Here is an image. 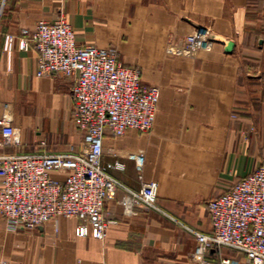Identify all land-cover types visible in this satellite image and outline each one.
I'll return each instance as SVG.
<instances>
[{
  "label": "crops",
  "instance_id": "1",
  "mask_svg": "<svg viewBox=\"0 0 264 264\" xmlns=\"http://www.w3.org/2000/svg\"><path fill=\"white\" fill-rule=\"evenodd\" d=\"M60 17L80 44L115 48L160 88L152 131L108 136L102 158L123 165L109 172L130 189L157 183L158 209L125 215L119 189L106 202L101 240L77 238L76 219L24 230L0 214V264H248L228 248L203 263L193 255L195 233L211 232L207 203L264 159V0H0V118H14L26 152L81 149L72 80L37 77L38 53L19 48L23 29ZM200 29L213 40L183 49ZM221 40L235 44L232 53ZM9 151L0 131V155ZM131 155L144 157L141 170Z\"/></svg>",
  "mask_w": 264,
  "mask_h": 264
},
{
  "label": "built area",
  "instance_id": "2",
  "mask_svg": "<svg viewBox=\"0 0 264 264\" xmlns=\"http://www.w3.org/2000/svg\"><path fill=\"white\" fill-rule=\"evenodd\" d=\"M213 40L200 29L180 46L187 51L206 47ZM22 51L38 53L39 78L60 74L73 82V120L83 139L77 153L26 152L21 131L11 115L0 118L3 145L11 151L0 155V214L14 229L34 230L58 218L76 219L77 238L104 239L110 221L105 217L108 199L123 190L125 215L137 207L158 209L157 183L133 190L112 176L118 163L103 165L104 141L128 131H152L161 91L144 84L141 70L125 65L115 48H98L77 41L64 17L41 21L18 37ZM42 145H45L43 142ZM139 170L144 157L131 155ZM65 174L64 180L52 177ZM210 233H195L193 260L221 248L243 255L248 264H264V159L233 186L207 203ZM206 264V263H204ZM218 264H232L224 259Z\"/></svg>",
  "mask_w": 264,
  "mask_h": 264
},
{
  "label": "water",
  "instance_id": "3",
  "mask_svg": "<svg viewBox=\"0 0 264 264\" xmlns=\"http://www.w3.org/2000/svg\"><path fill=\"white\" fill-rule=\"evenodd\" d=\"M221 42H223L225 44V46H226V52L227 53H232L235 44L233 42H231V41L221 40Z\"/></svg>",
  "mask_w": 264,
  "mask_h": 264
},
{
  "label": "rangeland",
  "instance_id": "4",
  "mask_svg": "<svg viewBox=\"0 0 264 264\" xmlns=\"http://www.w3.org/2000/svg\"><path fill=\"white\" fill-rule=\"evenodd\" d=\"M81 140H82V141H81L82 143H81V147H80L81 149H80V150L83 149V139H82V136H81Z\"/></svg>",
  "mask_w": 264,
  "mask_h": 264
}]
</instances>
